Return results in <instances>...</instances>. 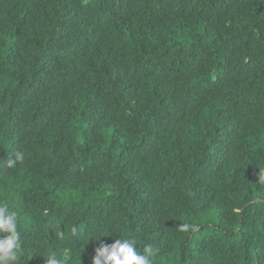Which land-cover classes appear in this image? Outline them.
<instances>
[{
	"label": "trees",
	"instance_id": "obj_1",
	"mask_svg": "<svg viewBox=\"0 0 264 264\" xmlns=\"http://www.w3.org/2000/svg\"><path fill=\"white\" fill-rule=\"evenodd\" d=\"M261 177L264 0H0L21 264H91L112 234L152 264H264Z\"/></svg>",
	"mask_w": 264,
	"mask_h": 264
},
{
	"label": "clouds",
	"instance_id": "obj_2",
	"mask_svg": "<svg viewBox=\"0 0 264 264\" xmlns=\"http://www.w3.org/2000/svg\"><path fill=\"white\" fill-rule=\"evenodd\" d=\"M24 158L23 152H17L5 164L8 168H13L18 162H23ZM261 180L264 182V177ZM18 224V213L10 210L6 203H0V264H21L23 246ZM190 227L189 224H184L181 230L187 231ZM58 235L62 238L64 234L61 231ZM112 235L117 237L113 243L104 244L101 241L95 248L91 264H152L159 254V249L152 245H146L143 252H139L134 238ZM99 239L100 237L95 241ZM45 264H61V261L51 256L45 259Z\"/></svg>",
	"mask_w": 264,
	"mask_h": 264
}]
</instances>
